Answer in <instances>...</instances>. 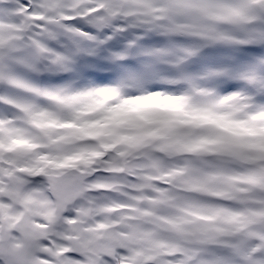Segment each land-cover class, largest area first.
Segmentation results:
<instances>
[{
  "label": "snow or ice",
  "instance_id": "obj_1",
  "mask_svg": "<svg viewBox=\"0 0 264 264\" xmlns=\"http://www.w3.org/2000/svg\"><path fill=\"white\" fill-rule=\"evenodd\" d=\"M0 264H264V0H0Z\"/></svg>",
  "mask_w": 264,
  "mask_h": 264
}]
</instances>
